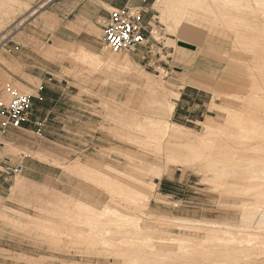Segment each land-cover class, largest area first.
<instances>
[{"label": "rangeland", "instance_id": "1", "mask_svg": "<svg viewBox=\"0 0 264 264\" xmlns=\"http://www.w3.org/2000/svg\"><path fill=\"white\" fill-rule=\"evenodd\" d=\"M113 1L123 5L130 1L129 8L142 10L146 42L137 52L116 54L106 47L102 23L115 9L101 0H0V100L8 104L17 92L32 96L33 101L31 118L22 129L0 128V264H122L127 253L145 256L135 264H203L201 257L208 251L226 253L224 246L207 241L210 227L202 224L205 228L198 225L187 230L166 226L167 222H160L164 221L162 217L240 225L243 214L239 206L257 189L234 177L216 182L214 165L202 162L194 169L170 167L169 173L155 182L157 187L149 184L144 209L140 205L135 207L141 210L133 209L134 204L122 201L123 209L122 205L120 208L110 203L108 189L101 181L67 172L68 166L79 163L135 176L143 159L163 165L166 159L157 149L158 142L147 141L146 145L143 132L128 128L133 114L140 120L145 114L162 117V112H157L159 107L153 104L156 97L175 103L171 117L163 114L170 124L199 135L205 134L208 126L213 128L224 145L220 159H235L223 160L225 167L229 162L235 165L239 158L244 160L239 164L245 166L254 158H264L261 151L234 154L246 141L264 146V138L254 139L251 135L253 125L264 120V0H209L208 4L195 6L187 3L186 11L183 8L171 13L167 12L166 1ZM164 11L165 21L161 18ZM184 11L185 17L181 18ZM178 19L181 25L176 23ZM79 50L102 59L128 57L131 69L107 75L103 66L73 58ZM245 113L250 115L248 122L242 121ZM244 132L248 140L243 138ZM139 137L144 142L141 146L137 144ZM184 148L181 147L185 151ZM219 166L224 168L221 163ZM18 177L23 178L25 192L14 195L11 188ZM145 177L149 183V177ZM134 182L128 184L129 188L139 189ZM59 195H69L67 198L79 199L97 209L111 205L124 215L138 218L133 222L155 231L153 241L149 246L145 243L146 247L136 242L142 245L139 249L126 240L127 243L120 240L121 247L119 240L115 241V251L110 250L111 246L99 247L96 242L94 246H98L93 247L91 224L104 226L103 222L108 221V229L113 228L109 223L114 222L111 225L119 229H126V224L118 225L109 217L103 222L77 218L67 213L64 205L54 203V197L59 199ZM246 203L264 208V201L255 198ZM150 215L160 218L159 224ZM36 218L42 221V227L36 226ZM70 218L77 224L69 223ZM44 226L48 228L44 230ZM50 226L56 227L58 235L48 231ZM254 227L251 226L253 233H260ZM261 232L264 237V230ZM179 238L191 242L182 246ZM105 240L110 241L109 237ZM117 250L125 255L121 258ZM232 251L231 258L242 256ZM250 252H246L249 257H242L258 264L259 257L251 255L260 251ZM110 255L121 260H110ZM219 261L209 260L211 264L229 263Z\"/></svg>", "mask_w": 264, "mask_h": 264}, {"label": "bare ground", "instance_id": "2", "mask_svg": "<svg viewBox=\"0 0 264 264\" xmlns=\"http://www.w3.org/2000/svg\"><path fill=\"white\" fill-rule=\"evenodd\" d=\"M163 1H166L169 4L168 5L167 3H165V6L168 5V6H166V8L169 9V11H167V12L175 11V10L177 12V11L182 10L183 8L186 11V9L189 8V6L187 7L184 4H187V3H190V4L192 3V5H194V6L196 3H206V4L209 3V0H157L156 4L162 3ZM173 1H176L177 4H175V3L172 4ZM163 5H164V3H163ZM156 6H158V5H156ZM185 14H186V12L183 15H181V18H183V16ZM187 14H189V13L187 12ZM168 15H169V13H168ZM177 16H180V13ZM169 17H170V15H169ZM161 18H163V20L165 21V19H164L165 18V11H164V17L162 15ZM167 19H168V17H167ZM175 19H177V17ZM179 19L177 20V22L175 20V22L177 24H180V22L178 23ZM173 21H174V19H173ZM112 53H115V52H112ZM116 54H123V53H116ZM73 58L79 59V60H81L87 64H91L92 66H95V67L96 66L97 67L103 66V68H105L108 71V73L106 72L107 75L110 72H111V74L114 72H122V73L127 72L128 73L130 71L131 65H132V62H131L130 58H128V57H125V58H119L118 57L117 58L114 56V57H110L107 59H102V58L93 56L84 50H79L77 53H75ZM106 82L108 83V80ZM147 88H149V87H147ZM135 90H134V93H135ZM152 94L150 93L149 95L151 96ZM143 96H145V95H143ZM158 96H159V94H158ZM146 99H147V97H146ZM178 99H179V95L177 94L176 100H178ZM153 104H155V106L157 105L159 107V109H157V112H162L160 115L163 118L158 117L159 115L158 116H156V115L150 116V115L145 114V115H143V117L140 120L139 115L133 114V116L131 117V120L128 122L129 123L128 128H136L137 132H140V133L143 132L145 134L144 135L145 139H143V140H145L146 145H147V141L148 142L149 141H151V142L155 141V143L158 142L157 146L159 148L157 147V149L158 150L160 149L159 151L163 152V155L165 156V159H166V162L163 163V165H161L159 163H151L150 161H147L144 159L143 160L141 159L142 161L138 160L140 163V166L136 167V170H137L136 174L137 175L135 174V176L125 174V173L120 172V171L113 169V168L107 167L105 169H102V168L100 169V168H97L94 166L92 167L90 164H88V166H86V165L83 166L82 164H79V163H73L70 166L67 165L68 166L67 172L71 173V174L77 173L78 176H81V177H83V175H84L85 176L84 179H86V180L91 179L93 182H94V180L95 181L99 180V182L101 181V183L104 184L103 186H105L108 189L107 191L109 192V195H110V199H109L111 201L110 203H112L114 206L115 205H117L118 207L120 206V208H121V205H122L121 202L122 201H125V202L128 201L129 204L130 203L132 205L134 204L133 205V209H134L135 205H138V206L140 205V207H142V205H143V207H144V205H147V199H148L147 196L149 195V194H147V192H148L149 184L151 186H153V188L157 187V184L155 182L159 181L165 174H168L170 167H181V168H185V169H194L195 167H198L200 165V163H202V162L209 163L211 165V167H212V165H214L212 168L215 169V171H213V172H215L214 173L215 174V177H214L215 181L216 180L221 181V179H222L224 182L225 180L229 179L230 177H234L236 179L241 180L242 182H246L247 183L246 186H251L252 188H253V186H257L256 187L257 189H255L254 193L250 194L251 198L243 199L242 205L239 206L242 209V214H243L241 221H240L241 224L240 225L239 224L233 225V224H227V223H210V222H200V221L198 222L195 220L193 221V220H188V219H184V218H177V217L176 218L162 217L161 220H164V221H160V222H165V223L167 222L166 226H171V227L174 226V227H179L181 229L186 228L187 230H189V228H191V227H196V226L199 227L202 224L204 226L208 225V227H210L211 229L210 228H208L210 230L207 229V231H209V232H207L208 234H206V235H208L207 241L208 242L214 241V243H217L219 246H222V247L224 246L223 250L226 253L224 254L223 251H219V252L208 251V253L209 252H211V253H209V254L205 253L204 254L205 257H201L202 258L201 260H203V262H204L203 264H211L209 262L210 258L211 259L216 258V259H218V261L220 260L221 262H222V260H223V262L224 261L229 262L228 264H233V263H236V264H256V261H254V259H249L246 261L242 257V256H245L246 258L249 257V256H246V252H248V254H249L250 251H260V254H258L257 252H256L257 254L256 253L254 254L252 252L251 256L259 257L258 258V260H259L258 264H264V237L261 236V235H263L261 231L264 230V208L261 209L259 207L249 205L248 203H246V202H248V200L253 199V198H255L258 201H260V200L264 201V158H262V157L254 158V159H252L253 163L252 164L250 163L249 165H246V166L244 164H241V163L239 164V161H240V158H239V159H237L238 162H236L235 165H234V162L232 161L234 166L232 165L231 162H229L231 164H229L227 162L228 165L225 167L226 164H224L225 162L223 160L231 161L233 158L230 160L227 157H226V159L223 158V160L220 159V154H221V150H222L221 146H224V145L222 143V139L217 138L218 135L216 133H214V131L212 130L213 129L212 127L208 126L205 134H202V135L195 134L190 129L185 128L181 125H178L175 123L170 124L168 122V120L166 119L167 117L164 118L166 116V115L163 116L164 113H166L168 115V117H171L173 115V113L175 111V103H171L167 99H164V98L159 99L156 97ZM147 105H149V104H147ZM241 115H242V113H241ZM239 117L240 116H238L236 118H239ZM243 118L244 119L242 121L248 122L250 115L248 113H245V117H243ZM253 127L255 128V131L252 132L251 135L254 137V139L255 138L256 139L257 138H259V139L264 138V120L258 121L256 124L253 125ZM225 130H224V132H225ZM136 131H134V132H136ZM224 132H222V133H224ZM134 135H136V134H134ZM242 136L245 140H248L247 139L248 137H247V135H245V132ZM128 138L130 140V136ZM136 139H138V138H136ZM131 140H130V142H131ZM139 140H141L140 137H139ZM139 140H137L138 141L137 144L141 146V144L144 142H143V140H141V141H139ZM134 141H136V140H134ZM252 143L253 142H247V141L243 142L241 144L242 145L241 147H239L236 150L234 149L235 150L234 154H237V155L240 153L248 154L251 152L256 153L257 151H259V152L261 151L264 153V146H259L257 144L259 146L258 147V146L252 145ZM150 146H151V143H150ZM181 147H186V148H184L185 151L182 150ZM229 149H231V148H226L227 151H229ZM223 150H225L224 147H223ZM159 151H157V152H159ZM227 154H229V152ZM227 154H226V156H227ZM221 156H223V155H221ZM233 160H235V159H233ZM247 160L249 161L250 159H247ZM247 160H245L246 163H247ZM241 161H244V160L241 159ZM222 162H224V163L222 164ZM250 162H251V160H250ZM220 163H221V165L224 166V168L219 166ZM256 163H258V164H256ZM102 166L104 167V165H102ZM196 170L198 171V169H195V171ZM206 171H207V173H209V170H206ZM79 173H80V175H79ZM77 174H74V175H77ZM205 174H206V172H205ZM145 176L149 177L150 182L149 183L147 182L148 184L144 180ZM22 181H23V178H21V177H18L16 179L14 186L11 188L12 189L11 193L16 195V194H22L25 192V187L23 186ZM132 181H135L139 185L138 186L139 189H137L136 187H135V189L129 188L130 185L128 186V184ZM212 181H213V179H212ZM133 184H131V185H133ZM135 186H137V185H135ZM232 186L236 187L237 185H232ZM133 188H134V186H133ZM149 191H150V189H149ZM54 194H53V196H54ZM33 195H35V193ZM26 196L28 197V195H26ZM63 196L64 195H62V197ZM68 196H65L66 198H62L59 195V199H58V197L57 198L54 197V199H56L54 201V203H56V204L60 203V204L64 205L65 208H67V213L69 212V213H71V215H74L75 217L77 216V218H84L87 221L98 220L101 222L103 218L106 219L109 217L111 222L114 220L115 222L119 223V224L117 223L118 225H121L120 222L122 223V225H123V223L126 224V227H125L126 229H123L124 227L123 228L121 227L122 230L119 229L120 227L119 226L117 227L116 224L112 226L111 224H113L114 222L111 224L110 223L108 224L113 228H110V229L105 228V227H107L105 225H107V222H108L105 220H103L105 222L102 221L104 223V226H103V224L101 225L100 222H99L100 225L97 224V227H96L95 223L91 224L90 226L94 227L93 231L91 230V227L89 229V230H91L90 232H92V233L89 232L90 233V235H89V233H88L89 230L86 233H87V235H89V237L91 236V234H93V239H94L93 242H92V238L90 239L88 237L90 239L91 244H93V247L98 246V245L100 247V245L103 244V247H104V245L109 246V247L111 246L112 248H110V250L111 249L113 250L114 246H116L117 243L120 242V240H123V242H125V243H127L126 241H130L132 247H135V245H137L136 242H142V243H144V246H142V245L141 246L146 247L145 243L149 246L150 241L151 240L153 241V236H154L153 234L155 233V231L148 229V228H144V227L142 228V227H140L141 225H139L136 222H133L132 219H138V218H132L129 215L127 216V214L124 215L123 213H121L117 209L111 207V205H104L101 209H97L96 207L92 206L89 203H86L84 201H79V199L74 200L71 197L67 198ZM19 197H21V196H19ZM31 197H32V195H31ZM31 197H29V198L32 199ZM15 198L18 199L17 197H15ZM36 200L40 201V199H38V197ZM173 205H175V204H173ZM122 207H123V205H122ZM140 207H138V208L140 209ZM135 208H137V206ZM138 208H137V210H138ZM123 209H124V207H123ZM128 209H129V207H128ZM64 214H61V215H64ZM150 216L153 217L154 215H150ZM2 217L5 218L6 216L4 217V215H2ZM154 217H156V216H154ZM64 218L66 219V216ZM32 219H34V218H32ZM36 219L38 220L39 218H36ZM156 219H157V217H156ZM159 219L160 218L157 219V222ZM27 220H29V219H27ZM106 220H109V219H106ZM30 221H32V223H34L36 220H30ZM38 221L39 222L36 224V226L39 225L42 227L43 224L42 223H41L42 225L40 224L41 220H38ZM66 221H68V217H67ZM71 221H74V220L73 219L71 220V218H70L69 223ZM96 223H97V221H96ZM74 224H77V223L74 221ZM89 224H90V222H89ZM158 224H159V222H158ZM21 225H23V224L21 223ZM25 225H27V224H25ZM129 225L131 227L127 228V226H129ZM160 225L163 226V223H160ZM27 226L29 227V225H27ZM32 226H34V224ZM110 226H108V227H110ZM164 226H165V224H164ZM251 226H253V227L256 226L257 227L256 229H259L260 233H258V231L255 232L256 230L254 231L255 233H253V229L251 228ZM114 227H117V228H114ZM47 228H46V226H44V230H46ZM55 228H56L55 226L54 227L50 226V229H48V231L51 234L53 233V235H58V234H55L58 232L57 230H55ZM250 228H251L252 232L250 231ZM186 229H184V230H186ZM194 229H196V228H194ZM254 229H255V227H254ZM234 235H238V236H234ZM102 237H104V241H102V239H103ZM108 237H109L110 241L105 240ZM124 240H126V241H124ZM177 240L182 246L184 245V243H186V244L188 243V245H189V242H191L190 239H189L190 241L187 242L188 239L185 240L184 238L183 239L179 238ZM80 241H82V240H80ZM115 241L116 242L118 241V242L116 243ZM94 242H96V244H98V245L94 246ZM110 243H112L113 245ZM114 243H116V245ZM83 244H85V243H83ZM119 244H120V246H118V247H121V245H122L121 242ZM192 244H194V241ZM201 244H203V243H201ZM138 245H140V244H138ZM196 245L194 244L193 246H196ZM124 246H126V245H124ZM141 246H138L137 248L139 249ZM190 246H191V243H190ZM109 247H106V248H109ZM106 248L105 249L103 248V250H106V251L109 250ZM116 248H117V246H116ZM97 249H98V247H97ZM101 249H102V247H101ZM225 249H226V251H225ZM230 250H233L232 252L235 251L238 254L242 253V256L239 255L241 257L238 256V259H233V258L237 257L236 256L237 254L234 252L236 254L235 255L236 257L232 256V258H231L230 253H229ZM113 251H115V249ZM227 251H228V253H227ZM117 252H118V250H117ZM101 253H103V252H100V254ZM116 253L114 252L113 254H116ZM120 253H121V250H119V252L117 254L120 255ZM244 253H245V255H243ZM122 254L125 255V253H122ZM105 255H108V254H105ZM140 255L141 254L137 255L136 253L135 254L130 253V255H128V253H127V255H125V257H123L124 263H122V264H135L139 259H142V258L144 259L145 256L142 257ZM204 255H201V256H204ZM111 256H113V257H111ZM121 258H122V256H121ZM121 258H117V257H115V255H110V257L108 256V259L113 260V261H119V260H121ZM188 260H189V258H188ZM192 260H194V262L197 261V260H195V258ZM195 264H196V262H195Z\"/></svg>", "mask_w": 264, "mask_h": 264}, {"label": "built area", "instance_id": "3", "mask_svg": "<svg viewBox=\"0 0 264 264\" xmlns=\"http://www.w3.org/2000/svg\"><path fill=\"white\" fill-rule=\"evenodd\" d=\"M102 28L106 47L112 52L134 53L145 45L144 18L139 8L111 11L104 19ZM113 38H119V43H114ZM32 110V96L14 92L10 103L0 100V128L2 131L22 129L29 123Z\"/></svg>", "mask_w": 264, "mask_h": 264}, {"label": "crops", "instance_id": "4", "mask_svg": "<svg viewBox=\"0 0 264 264\" xmlns=\"http://www.w3.org/2000/svg\"><path fill=\"white\" fill-rule=\"evenodd\" d=\"M101 1L103 2V4H105L106 6L112 8V9H119V8L121 9V8L125 7L124 5H126V8H129V5L131 4L130 1L128 2V4H124V5L122 2H115L113 0H101ZM1 120L2 119L0 117V122H1Z\"/></svg>", "mask_w": 264, "mask_h": 264}, {"label": "snow or ice", "instance_id": "5", "mask_svg": "<svg viewBox=\"0 0 264 264\" xmlns=\"http://www.w3.org/2000/svg\"><path fill=\"white\" fill-rule=\"evenodd\" d=\"M113 40H114V43H119V38H113Z\"/></svg>", "mask_w": 264, "mask_h": 264}]
</instances>
